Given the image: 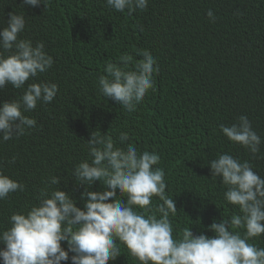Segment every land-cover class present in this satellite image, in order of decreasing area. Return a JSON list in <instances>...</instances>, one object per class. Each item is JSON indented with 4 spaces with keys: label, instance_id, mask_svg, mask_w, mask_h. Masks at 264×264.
<instances>
[{
    "label": "trees",
    "instance_id": "1",
    "mask_svg": "<svg viewBox=\"0 0 264 264\" xmlns=\"http://www.w3.org/2000/svg\"><path fill=\"white\" fill-rule=\"evenodd\" d=\"M45 4L0 0V29L7 27L9 13L24 15L19 38L34 46L43 42L54 59L52 68L24 88L6 85L0 103L18 99L31 83H55L59 89L51 103L25 113L36 119V127L0 141V172L24 185L0 200V232L11 226L13 213L26 214L38 205L42 190L50 196L60 188L83 210L85 188L106 189L104 181L79 185L73 175L79 163L92 160L86 141L95 130L118 147L132 144L140 152L159 154L166 193L177 208L170 216L174 237L185 227H192L194 236L212 237L213 221L241 214L225 200L221 179L211 177L210 162L227 153L248 161L264 177V143L254 155L221 131V125L236 124L245 115L264 139V0H149L145 10L131 14L115 11L106 0ZM209 9L215 22L207 16ZM145 49L156 58L159 72L153 89L129 113L103 96L99 77L106 75L108 63L120 65L123 55L132 57L129 68L134 67L142 59L138 50ZM123 133L128 140L122 144ZM53 176L60 178L58 185L49 183ZM117 199L126 202L127 196L117 192ZM159 203L154 197L151 212ZM233 230L243 235V229ZM248 242L264 248V234ZM117 245L121 255L108 264H140L122 243ZM62 247L67 250V242ZM72 255L61 264H72Z\"/></svg>",
    "mask_w": 264,
    "mask_h": 264
},
{
    "label": "clouds",
    "instance_id": "2",
    "mask_svg": "<svg viewBox=\"0 0 264 264\" xmlns=\"http://www.w3.org/2000/svg\"><path fill=\"white\" fill-rule=\"evenodd\" d=\"M106 2L117 12L127 9L131 14L145 10L149 0ZM41 3L45 4V0H23V5L32 7ZM207 16L215 22L211 9ZM25 25L24 15L9 13L7 27L0 29V90L6 85L24 88L27 81L54 64L43 42L34 46L31 40L19 38ZM137 54L142 59L134 67L129 68L132 57L123 55L119 57L120 65L108 63L106 75L99 77L103 96L129 113L136 111L153 89L154 75L159 72L156 58L148 50H138ZM58 90L55 83H31L18 99L0 103V141L19 137L36 127V119L25 113L34 110L38 103H51ZM221 131L254 155L264 143L245 115L236 124L221 125ZM119 140L123 144L128 140L127 134H121ZM86 146L92 160L79 163L73 175L79 185L104 181L106 189L85 188L80 196L83 210L60 188L50 196L42 190L39 204L26 214L13 213L11 226L0 232V244L5 245L0 249L3 264H61L69 259V252L73 253L72 264H108L121 255L117 241L140 264H264V248L248 242L264 234V177L248 161L241 162L224 153L210 162L211 177L221 179L227 187L225 200L238 206L241 214L213 221L209 226L215 234L212 237L203 233L194 236L192 227H185L181 235L174 237L170 216H175L177 208L174 198L166 193L165 172L158 167L159 154L140 152L132 144L118 147L111 136L96 130L90 133ZM59 180L53 176L49 183L58 185ZM23 190L22 183L0 172V200ZM117 192L127 196L126 202L117 199ZM154 197L161 203L151 212ZM146 212L151 214L145 215ZM233 229H243V235ZM62 242H67V250Z\"/></svg>",
    "mask_w": 264,
    "mask_h": 264
}]
</instances>
